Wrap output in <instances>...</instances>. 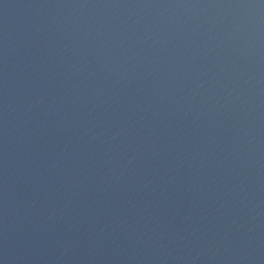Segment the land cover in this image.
Segmentation results:
<instances>
[{
    "label": "water",
    "instance_id": "obj_1",
    "mask_svg": "<svg viewBox=\"0 0 264 264\" xmlns=\"http://www.w3.org/2000/svg\"><path fill=\"white\" fill-rule=\"evenodd\" d=\"M0 264H264V0H0Z\"/></svg>",
    "mask_w": 264,
    "mask_h": 264
}]
</instances>
